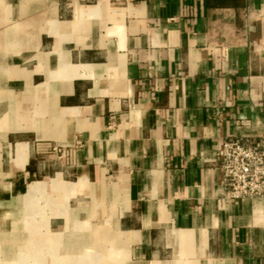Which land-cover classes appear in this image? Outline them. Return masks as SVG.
<instances>
[{
	"label": "crops",
	"instance_id": "obj_1",
	"mask_svg": "<svg viewBox=\"0 0 264 264\" xmlns=\"http://www.w3.org/2000/svg\"><path fill=\"white\" fill-rule=\"evenodd\" d=\"M264 0H0V264H264Z\"/></svg>",
	"mask_w": 264,
	"mask_h": 264
},
{
	"label": "built area",
	"instance_id": "obj_2",
	"mask_svg": "<svg viewBox=\"0 0 264 264\" xmlns=\"http://www.w3.org/2000/svg\"><path fill=\"white\" fill-rule=\"evenodd\" d=\"M217 156L227 198L264 197V135L224 138Z\"/></svg>",
	"mask_w": 264,
	"mask_h": 264
}]
</instances>
